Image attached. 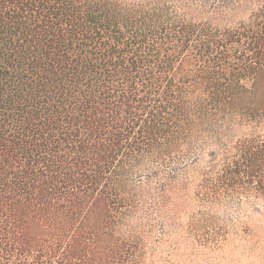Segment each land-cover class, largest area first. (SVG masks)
Returning <instances> with one entry per match:
<instances>
[{"label":"trees","instance_id":"trees-1","mask_svg":"<svg viewBox=\"0 0 264 264\" xmlns=\"http://www.w3.org/2000/svg\"><path fill=\"white\" fill-rule=\"evenodd\" d=\"M242 200L264 0H0V264H156Z\"/></svg>","mask_w":264,"mask_h":264},{"label":"rangeland","instance_id":"rangeland-1","mask_svg":"<svg viewBox=\"0 0 264 264\" xmlns=\"http://www.w3.org/2000/svg\"><path fill=\"white\" fill-rule=\"evenodd\" d=\"M249 131L238 130L236 136ZM215 218L224 229L220 241L210 243L213 240L204 237L206 231H202L201 240L209 243L189 241L175 251L167 246L156 264H264V202L242 200L235 208L216 213Z\"/></svg>","mask_w":264,"mask_h":264}]
</instances>
